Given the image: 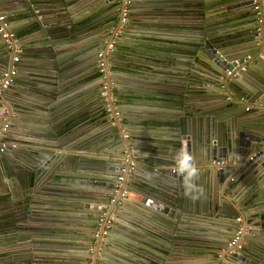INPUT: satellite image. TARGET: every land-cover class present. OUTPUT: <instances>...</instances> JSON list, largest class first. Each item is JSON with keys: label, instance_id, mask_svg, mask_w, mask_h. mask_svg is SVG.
Masks as SVG:
<instances>
[{"label": "water", "instance_id": "1", "mask_svg": "<svg viewBox=\"0 0 264 264\" xmlns=\"http://www.w3.org/2000/svg\"><path fill=\"white\" fill-rule=\"evenodd\" d=\"M117 1L0 0L17 40L15 18L24 20L27 53L39 60L21 64L19 51L14 66L32 69V77L15 74L0 91L2 138L13 129L19 136L16 146L4 141L0 151V264H179L176 253L197 255L206 234L226 238L215 239L216 254L222 249L215 263L264 264V238L249 241L246 251L229 248L232 255L225 247L238 215L233 225L242 237L249 223L264 235V209L249 210L264 199V44L250 26L241 27L255 19L250 0H130L132 23L167 34L138 32L126 45L129 69L159 86L131 89L147 107L122 116V126L110 124L99 88L83 105L81 91L116 25ZM174 26L187 28L188 36H172ZM93 27L94 36H80ZM9 55L0 38V78ZM19 82L31 98L8 105L7 89ZM14 112L25 125L12 122ZM182 145L199 168L198 200L184 195L175 171L172 157ZM103 212L111 219L100 240Z\"/></svg>", "mask_w": 264, "mask_h": 264}, {"label": "crops", "instance_id": "2", "mask_svg": "<svg viewBox=\"0 0 264 264\" xmlns=\"http://www.w3.org/2000/svg\"><path fill=\"white\" fill-rule=\"evenodd\" d=\"M82 13L85 14V12H82ZM18 18H20V17H18ZM18 18H15L17 20H15L16 22H14V23H17L16 25L18 26V28L16 30L17 37H18L17 42H18V45L20 48V53H23L21 64H29L31 62L36 63L39 61L36 54L34 55V54H28L27 53L28 50L26 49V44L30 45V42L28 41V39H25V37L23 38V36H25L29 32V30L26 31L25 28L22 27V25H24V22H22V21H24V20L18 19ZM108 19H109L108 23H110L109 22L110 18H108ZM176 20H175V22H176ZM246 22H243V25H241V27L244 25L245 26L249 25V24H246ZM127 23L128 24H127L126 28H124V30L120 36L121 42L117 43V45L113 49L114 62L112 63V67L110 70L111 74L115 78L116 85L118 86L116 88V96H117L118 108L121 112L120 113L121 117L122 116L128 117V116L133 115L136 108H146L147 107V106H140V105H138L139 102L134 101V98L128 94L131 91V89H134L136 92H139V93H146V92H150L149 89L154 90L156 87L159 86L158 82L152 81L151 80L152 78L148 79L145 76V74L140 73V72H136V71H131L129 69L128 60H126L124 58L126 55L124 52L126 50V45H130L136 40V35L139 34L138 32L151 34V35L156 36V37L164 36V34H167V33H163L160 31H158L159 33L156 31L155 34H153L151 31L150 32H147V30L144 31L141 26L136 25V23H134V22L132 23V20H130V16H129V20ZM157 27L159 28L158 25H157ZM98 29H99L98 27H95V28L93 27L90 29L85 28L82 31H80L79 33L83 39H87L90 36H94L96 34V31L98 32ZM188 31L189 30L185 27L179 28V27L174 26V28L169 33L176 38H178V37L185 38L188 36ZM93 59H94V57H93ZM94 69H95V67H92L90 71L92 72V71H94ZM31 71H32V69H29L27 67L17 66L16 75L17 76L23 75L22 80L30 81L29 79H31V77H32ZM95 75L96 74L91 75V80H89L88 77H85L86 82H85V84H83V86L81 88V91L83 92L82 105L86 104L88 102V98L87 99L84 98L85 96L93 94V92H95V94H96V91L98 90V82L95 79ZM19 80L21 81V78H19ZM21 82H23V81H21ZM21 82H19L15 87L7 89L8 90V99L4 100V102H6L8 105H9L10 100L16 101V100H18V97L25 98V101H28L27 99L31 98L32 94L26 89V87H25L26 84L25 83L23 84ZM14 91L16 92V94H14ZM13 105H14V108H13L14 111L19 110V108L15 107L16 106L15 104H13ZM13 105H11V106H13ZM152 108L157 109V110H163L164 109V108L155 107V106ZM11 116H13L14 119L12 122L15 123L16 126L25 125L26 121L23 117V114H20L19 112H14V113H11ZM55 117L57 120L59 119V111L56 113ZM99 123H100V119L94 120L91 127L94 128V130H98ZM122 124L125 125V123H123V118H122ZM13 131H15V130L13 129ZM13 131L6 132V134L3 138L5 139L4 140L5 142L6 141H9V142L12 141L13 145L16 146L17 138L19 136L16 135L15 132H13ZM140 173L144 174V170L142 168L140 169ZM131 180H134V177H132ZM131 180L128 182V188H130L133 184ZM135 180L138 181V179H135ZM261 202H263V204H264V199H262ZM256 204H257V206L249 207V210L253 211V209H257L259 207H260L259 208L260 210L264 209L263 204H260V205L258 203H256ZM237 217L241 218L240 215H238ZM235 222H237V221L234 218V221L230 225L231 228L228 229L229 235H231L233 230H234ZM251 224H253V223L248 224V226L245 228V230L243 232V237H242V234L240 237L241 238V240H240L241 247L245 251L247 250L246 246L249 244V241H251V240L256 241V240H260V238H264V235L258 234L260 232L258 230L255 231V227H253V225L251 226ZM232 226H233V228H232ZM244 226H245V224H244ZM216 238L218 240L222 239V241L223 240L226 241V238H220V237H216L214 235L206 234L205 237L201 241H198V245L196 248V250L198 251L197 255H195V254L183 255L180 252H178V253H176L175 258H177L179 261H181L179 264H192L194 262H197L198 264H217V263H215L217 261L216 256H218L216 254V251L218 249V246L220 245L219 244L220 242H216L215 241ZM248 259L249 258H246L247 262H242V263L243 264H253V260H252V262H248Z\"/></svg>", "mask_w": 264, "mask_h": 264}, {"label": "built area", "instance_id": "3", "mask_svg": "<svg viewBox=\"0 0 264 264\" xmlns=\"http://www.w3.org/2000/svg\"><path fill=\"white\" fill-rule=\"evenodd\" d=\"M249 5L255 11V25L254 32L255 37L259 39V35L261 36V42L264 44V1L263 0H250ZM130 11V0H118L117 1V12L118 18L115 27L109 31L107 34L106 41L103 46L98 49L95 53V67H96V75L95 79L98 82V88L101 94L106 101L107 109L110 111L113 116V120L110 121V124L117 123L122 126V117L118 108L117 96H116V81L114 76L111 74L112 67V51L114 49L115 43L118 38L121 36L123 32ZM0 38L3 40L4 46L8 49L9 62L10 65L5 68L1 72L0 78V91L6 89L12 78L16 74V68L14 66V62L17 61V53H19L20 48L17 42V39L13 36V32L9 29V24L7 19L3 14H0ZM228 73V72H227ZM124 131V129H121ZM6 131V124L0 126V151H2L5 147V142L2 138V134ZM126 137V135H124ZM264 143V138L261 140ZM125 156H128V153H124ZM216 164H220L222 162H215ZM133 163L130 161L129 169L132 168ZM123 169H120V173L117 176V181L112 189V195L109 198V203L114 200L115 194L120 187V181L122 180ZM124 194V191L121 192V195ZM103 212L101 216L98 218V226H102V229L99 233L100 240L104 238V233H106L107 229L110 225V216L107 219H103ZM235 220L239 222L240 218L236 217ZM98 232H94V236H97ZM240 236L241 230L239 227L235 228L228 238L225 247L228 248L229 255L231 254V250L229 248L240 249ZM222 249L218 250V256H220ZM233 261V260H232ZM222 264H231L228 261H223ZM236 264V263H234Z\"/></svg>", "mask_w": 264, "mask_h": 264}, {"label": "clouds", "instance_id": "4", "mask_svg": "<svg viewBox=\"0 0 264 264\" xmlns=\"http://www.w3.org/2000/svg\"><path fill=\"white\" fill-rule=\"evenodd\" d=\"M172 159L175 171L182 179L184 195L192 200L202 198L204 195V189L198 184L199 168L197 167L194 155L189 152L187 147L182 145L175 151Z\"/></svg>", "mask_w": 264, "mask_h": 264}, {"label": "flooded vegetation", "instance_id": "5", "mask_svg": "<svg viewBox=\"0 0 264 264\" xmlns=\"http://www.w3.org/2000/svg\"><path fill=\"white\" fill-rule=\"evenodd\" d=\"M249 5V4H248ZM248 9L250 10V11H253V13L254 14H252L251 15V17H253L254 15H255V12H254V9L251 7V6H248ZM115 10H116V16L118 15V12H117V7H116V5H115ZM113 17H114V15H112L111 17H110V21L113 19ZM128 20H129V17H128ZM246 24H249V25H247V26H250V28H249V31H252L253 32V34H254V39H256V40H258L256 37H255V33H254V25H255V19H249L247 22H246ZM246 26V27H247ZM94 67H95V65H94ZM95 69H96V67H95ZM96 71V70H95ZM96 74V73H95Z\"/></svg>", "mask_w": 264, "mask_h": 264}]
</instances>
